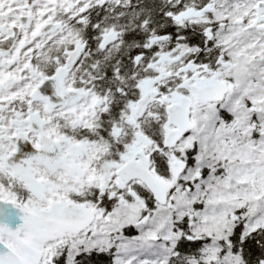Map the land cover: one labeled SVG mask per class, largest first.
I'll use <instances>...</instances> for the list:
<instances>
[{"label":"snow or ice","instance_id":"6c2138e0","mask_svg":"<svg viewBox=\"0 0 264 264\" xmlns=\"http://www.w3.org/2000/svg\"><path fill=\"white\" fill-rule=\"evenodd\" d=\"M0 264H264V0H0Z\"/></svg>","mask_w":264,"mask_h":264}]
</instances>
